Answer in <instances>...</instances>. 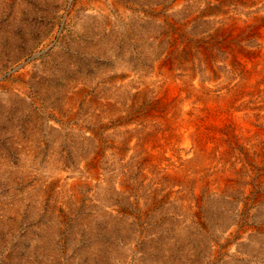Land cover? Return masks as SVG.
<instances>
[{"label": "rangeland", "instance_id": "obj_1", "mask_svg": "<svg viewBox=\"0 0 264 264\" xmlns=\"http://www.w3.org/2000/svg\"><path fill=\"white\" fill-rule=\"evenodd\" d=\"M263 31L264 0H0V264H264Z\"/></svg>", "mask_w": 264, "mask_h": 264}, {"label": "bare ground", "instance_id": "obj_2", "mask_svg": "<svg viewBox=\"0 0 264 264\" xmlns=\"http://www.w3.org/2000/svg\"><path fill=\"white\" fill-rule=\"evenodd\" d=\"M252 26V25H251ZM253 26H255L254 24H253ZM250 27V26H249ZM257 27V26H256ZM251 31V30H250ZM230 32V31H229ZM248 32V31H247ZM262 32V31H261ZM264 32V31H263ZM226 33V32H225ZM239 35V34H238ZM223 36V35H222ZM226 36H228V35H226ZM223 38H225V37H223ZM261 42V41H260ZM230 43V42H229ZM238 46V45H237ZM247 46V45H246ZM253 47V46H252ZM236 49V48H235ZM252 49V48H251ZM263 49V48H262ZM246 50V49H245ZM252 51H253V49H252ZM251 51V52H252ZM240 55V54H239ZM237 57V56H236ZM242 57V56H241ZM240 57V58H241ZM241 63H243V62H241ZM238 64V63H237ZM242 66V65H241ZM245 66V65H244ZM258 71V70H257ZM178 92V91H177ZM211 92V91H210ZM260 94V93H259ZM213 95V94H212ZM248 97V96H247ZM241 99V98H240ZM209 104V103H208ZM212 104V103H211ZM242 105V104H241ZM201 106V105H200ZM213 106V105H212ZM205 107V106H204ZM214 108H216V107H214ZM234 109V108H233ZM242 109V108H241ZM197 110V109H196ZM221 110V109H220ZM246 110V109H245ZM212 111V110H211ZM214 111H216V110H214ZM225 111V110H224ZM237 111V110H236ZM256 111V110H255ZM217 112V111H216ZM238 112V111H237ZM205 113H207V112H205ZM259 113V112H258ZM208 114V113H207ZM205 115V114H204ZM219 115V114H218ZM231 117H232V114L230 115ZM252 116V115H251ZM227 117V116H226ZM259 117V116H258ZM201 118V117H200ZM234 118V117H233ZM240 118V117H239ZM246 118V117H245ZM252 118V117H251ZM196 119V118H195ZM203 119V118H202ZM208 119H211V118H208ZM221 119V118H220ZM212 120V119H211ZM230 120V119H229ZM242 120V119H241ZM208 121V120H207ZM214 121V120H213ZM232 121V120H231ZM237 121V120H236ZM257 121V120H256ZM189 122V121H188ZM209 122V121H208ZM228 122V121H227ZM234 122V121H233ZM205 123V122H204ZM199 124V123H198ZM215 124H216V122H215ZM233 124V123H232ZM255 124H257V123H255ZM191 125V124H190ZM212 125H213V123H212ZM259 125V124H258ZM192 126V125H191ZM209 126V125H208ZM215 126V125H214ZM193 127V126H192ZM204 127V126H203ZM218 127V126H217ZM253 127V126H252ZM240 128V127H239ZM243 128V127H242ZM258 128V127H257ZM256 128V129H257ZM262 128V127H261ZM215 129H217V128H215ZM222 129V128H221ZM247 129V128H246ZM196 130V129H195ZM198 130V129H197ZM258 130V129H257ZM199 132H200V130H199ZM236 132V131H235ZM197 133V132H196ZM202 133V132H201ZM237 133V132H236ZM236 133H234V134H236ZM260 135V134H259ZM184 136H185V134H184ZM198 137V136H197ZM182 139V138H181ZM194 139V138H193ZM185 140V139H184ZM220 140V139H219ZM235 141V140H234ZM188 142V141H187ZM252 142V141H251ZM220 143V142H219ZM184 144V143H183ZM192 144V143H191ZM194 144V143H193ZM209 144V143H208ZM187 146H189V145H187ZM196 152V151H195ZM210 153V152H209ZM199 155V154H198Z\"/></svg>", "mask_w": 264, "mask_h": 264}]
</instances>
